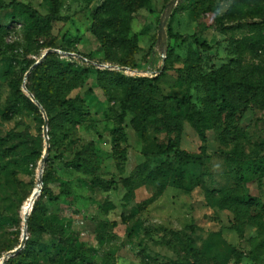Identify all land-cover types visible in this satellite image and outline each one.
<instances>
[{
	"label": "rangeland",
	"instance_id": "rangeland-1",
	"mask_svg": "<svg viewBox=\"0 0 264 264\" xmlns=\"http://www.w3.org/2000/svg\"><path fill=\"white\" fill-rule=\"evenodd\" d=\"M170 2L0 0V7L12 4L11 9L0 10V257L20 244L21 210L38 186L40 174L41 192L48 189V195L39 199L47 219L45 228L37 224L28 230L27 226V239L35 250L26 264H66L72 258L69 245L93 264H264V172L242 181L236 177L238 166L225 155L236 149L264 160V108L243 103L241 114L235 117L237 135L227 134L219 108L225 94L214 95L208 78L223 67L233 69L239 58L248 71L264 65V47L258 54L247 52L239 57L237 44L250 35L251 26L264 28V0H179L167 18L163 52L159 23ZM102 5L112 11L95 17ZM21 6L61 19L50 22L47 30L29 31L30 19ZM220 26L225 29L221 31ZM169 30L175 38L169 37ZM113 31L117 32L115 40L127 43L121 42L117 52H104L101 39ZM194 35L210 47L209 52L190 39ZM133 38L134 50L128 43ZM47 50L55 51L50 53L55 62L70 65L73 71L89 67L92 71L69 95L84 102L83 122L75 128L71 144L61 142L41 168L49 129L47 123L45 132V112L27 94L30 74H26ZM149 51L153 64L146 62ZM118 59L132 61L134 67L120 66ZM163 68L153 96L159 104L154 112L163 115L148 116L149 123L137 117L146 130L138 132L131 123L135 115L122 112L118 95L115 101L106 99L95 70L137 79L156 77ZM220 84L225 86L227 81ZM184 96L193 110L175 102L165 107L162 103L166 97ZM191 111H195L194 120L201 116L198 129L185 119ZM118 127L126 139L114 153L111 138ZM168 130L172 138L178 137V149L203 158V167L154 155L166 145ZM91 142L99 177L114 181L115 188L93 186L90 177L66 167L65 162ZM128 190L131 200L124 207L122 197ZM232 195L249 200L239 206L221 200ZM51 198L57 200L51 202ZM103 204L112 209L101 211ZM99 221L109 224L100 226L102 235L106 234L100 240L96 236ZM111 222L115 227H110ZM189 239L198 251V261L187 252ZM41 245L47 247L39 252Z\"/></svg>",
	"mask_w": 264,
	"mask_h": 264
},
{
	"label": "trees",
	"instance_id": "trees-1",
	"mask_svg": "<svg viewBox=\"0 0 264 264\" xmlns=\"http://www.w3.org/2000/svg\"><path fill=\"white\" fill-rule=\"evenodd\" d=\"M12 8V4L9 3L6 6H1L0 10H8ZM21 10H25V13H28V23L27 29L33 31L47 30L49 28V23L52 21H57L61 18L52 14V15H41L37 11L32 10L31 8L21 6ZM112 9L106 8L104 5L99 7L95 12V17H102L107 15L108 12H111ZM101 26L96 30V33L99 34ZM225 29L220 26V30ZM250 35L244 38L241 42H238L239 48V57L242 56V53H253L257 54L262 51L264 47V28L257 29L253 26L249 30ZM117 32L113 31L109 38L101 39V45L104 52L114 50L118 51L122 43H127L126 40H115L114 37ZM169 37L175 38L171 35L169 30ZM193 42L205 52L210 51V47L196 39V36L190 37ZM124 41V42H123ZM122 42V43H121ZM131 48L134 50L136 48L135 39L129 40L128 42ZM10 48V47H9ZM45 48H54L53 46H47ZM53 54H48L43 59L42 63L33 68L32 72L29 75L26 88L32 94L34 99L39 103L43 111L45 112L48 120V137H49V154L47 157V162L50 160L52 154L58 150V145L60 143L68 142L71 144L73 141V133L75 128L83 122L84 117L86 116V107L84 102L75 96L70 98L69 95L71 92L79 88L85 80V77L91 74L92 68H85L81 71H73L70 65H61L58 62H55L52 58ZM147 63L153 64V55L149 51L146 54ZM118 64L120 66L134 67L132 61H122L118 59ZM240 58L234 63L233 69L228 67H223L220 70L212 71L208 74L209 82L214 85L213 94L217 95L219 93L225 94L223 96V101L219 108L220 112L224 114V125L222 130L227 134L236 136L237 129L235 126V117L241 114L243 103H257L264 108V65L255 67V72L248 71L245 67L241 66ZM254 67V66H253ZM96 82L103 91L104 96L109 102L115 101L114 95H118V102L123 113L131 112L135 115V118L132 119L131 123L134 129L138 132H143L145 128L139 126L137 117H141L144 121L147 120L148 116L163 115V112H154L157 109L158 102L153 100V96L157 91V84L161 76L165 73V68L162 69L161 73L153 78H137L129 79L124 77L121 73H108L107 71L95 70ZM255 73V74H254ZM226 80L227 84L225 86L221 85L222 80ZM224 83V82H223ZM91 93V90H88ZM216 92V93H215ZM242 103H241V102ZM175 102L176 104L189 107V109H194L192 104L187 96L176 98V97H166L162 102L164 107L168 103ZM29 104L34 106L32 102L29 101ZM35 107V106H34ZM37 109V108H36ZM58 110L59 112L53 116L52 112ZM196 115L195 111L188 112L185 119L191 122L190 124L198 129V126L202 125L201 116L197 115L195 120L193 116ZM167 121V119H166ZM170 122V120H169ZM121 123V122H120ZM147 123L149 121L147 120ZM170 124V123H169ZM174 129V128H173ZM175 129L177 133L180 131L179 123H175ZM171 131V130H170ZM169 130L166 133L167 142L164 148H158L154 155L157 157H166L172 156L174 160L180 165H191L193 167H203L204 161L200 155L189 154L185 151L178 149V137L172 138L171 132ZM146 130L144 131V133ZM10 137V136H9ZM126 139L123 128L118 127L112 132V147L114 153L118 150L119 143ZM200 139L203 144L206 143V139L203 134H200ZM3 142L0 139V144ZM94 143H88L86 146H82L78 151H76L72 159L69 162H65L66 167L73 169L86 175L91 178V183L98 185L103 190L111 189L116 187V183L112 180H104L99 177V165L95 160V148ZM226 157L233 163H235L238 168L236 172V177L242 181H246L249 177L257 175L258 173L264 172V160H259L257 158H250L244 156L241 151L234 149L231 152H227ZM120 157V156H119ZM125 183H127L125 181ZM48 195V189L43 188L39 198L34 202V207L30 217L27 218L28 230H32L34 225L40 224L45 228L46 224V212L45 206L39 203V199L42 196ZM57 198H51L50 201L54 202ZM131 200V190L125 192L122 197L124 202L122 206L125 207L127 203ZM224 202H230L235 206L245 205L249 198L238 197V196H228L226 198H221ZM101 211H108L112 209V206H107L104 208V204L99 208ZM121 220L123 222L124 218L121 215ZM108 222L99 221L96 231L97 239H104L102 232L100 231V226L105 227ZM115 223L111 222L110 227H115ZM105 233V232H104ZM113 238V237H112ZM110 238V240L112 239ZM187 252L194 258L196 261L198 251L193 248L192 241L189 239L187 241ZM33 242L29 239L26 240L25 246L22 251H20L13 258L9 259L6 264H12L17 262L18 264H26V261L29 259L30 254L33 251ZM46 245L39 246L40 248L46 249ZM70 251L72 253V258L67 262L72 264L74 261H79L80 263L93 264L92 260L88 256H81L74 253L72 245H69ZM35 250V249H34ZM42 251V250H41ZM63 259V258H61ZM66 263V264H67Z\"/></svg>",
	"mask_w": 264,
	"mask_h": 264
},
{
	"label": "water",
	"instance_id": "water-1",
	"mask_svg": "<svg viewBox=\"0 0 264 264\" xmlns=\"http://www.w3.org/2000/svg\"><path fill=\"white\" fill-rule=\"evenodd\" d=\"M179 0H171V2L167 5L166 7V10H165V13L163 15V18L160 20V23H159V40H160V45H161V49L163 50V52L165 51V43H166V37H165V26H166V22H167V18L169 17V15L171 14L173 8L176 6L177 2ZM51 52H55L53 50H47L42 56L41 58L29 69V71L27 72L26 74V77L30 74V72L32 71V69L38 65L39 63H41L43 61V59L45 58L46 55L50 54ZM28 96L29 98L31 99V101L33 103H35L40 109L41 106L38 104V102L33 98V96L28 93ZM44 112V111H43ZM47 123H48V120H47V117L44 113V129H45V132L47 131ZM45 151H44V154L41 158V168L49 154V142H48V137H47V134H45ZM40 184H41V176L39 174L38 176V185H39V190H38V193H37V196H39L40 192H41V188H40ZM26 219L27 217H25V219H23V230H22V235H21V241H20V244L17 248L13 249L12 251L6 253V257H5V260L3 261V264H5L9 259L13 258L15 255H17L23 248H24V245H25V242L27 240V235H26V229H27V223H26Z\"/></svg>",
	"mask_w": 264,
	"mask_h": 264
},
{
	"label": "bare ground",
	"instance_id": "bare-ground-1",
	"mask_svg": "<svg viewBox=\"0 0 264 264\" xmlns=\"http://www.w3.org/2000/svg\"><path fill=\"white\" fill-rule=\"evenodd\" d=\"M38 190H39V185L33 190V192L29 195V197L25 201L22 207V210H21L22 219H25V217H28L29 213L31 212L33 203L37 197ZM5 257H6V254L0 257V264H3Z\"/></svg>",
	"mask_w": 264,
	"mask_h": 264
}]
</instances>
